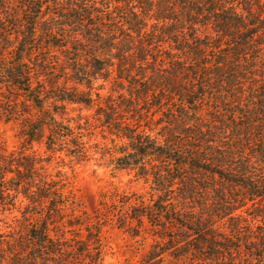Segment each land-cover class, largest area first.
I'll return each mask as SVG.
<instances>
[{
    "label": "trees",
    "instance_id": "16d2710c",
    "mask_svg": "<svg viewBox=\"0 0 264 264\" xmlns=\"http://www.w3.org/2000/svg\"><path fill=\"white\" fill-rule=\"evenodd\" d=\"M74 106L149 199L113 192L93 218L54 174L89 157ZM0 123L23 140L0 142V264H103L114 219L149 260L264 264V0H0Z\"/></svg>",
    "mask_w": 264,
    "mask_h": 264
},
{
    "label": "rangeland",
    "instance_id": "374dc122",
    "mask_svg": "<svg viewBox=\"0 0 264 264\" xmlns=\"http://www.w3.org/2000/svg\"><path fill=\"white\" fill-rule=\"evenodd\" d=\"M103 94L106 95L107 90ZM72 109L76 112H72L70 117L77 118L79 115L89 117L93 125V130L89 131V137L86 140L90 148L89 157L83 162H78L63 153L60 156L64 163L59 158L52 161L51 170L54 174L57 171L66 173L69 186L93 218L97 210L106 211L101 204L102 199L108 204L107 207L111 205V200L107 196L113 192L121 195L138 194L149 199L150 189L144 181L137 180L132 172L117 171L109 166L110 158L109 155L104 156L105 148L113 147L112 140L116 143L119 141L96 121L95 110L85 108L81 110L77 106ZM20 130V125L16 123H0V142L7 152L16 151L22 146ZM31 152H36L42 157L47 156L44 148L37 144L33 145ZM23 207L19 203L15 209L6 212L2 216L3 222L11 225L12 229L20 230L21 226L17 223V219H21L20 212ZM83 234L86 235L87 232L83 231ZM101 236L103 264H183L182 260H175L169 256H165L162 263L159 259L149 260L148 256L153 243L151 237L142 235L132 237L118 227L115 219L103 227ZM67 237H73L72 233L67 234Z\"/></svg>",
    "mask_w": 264,
    "mask_h": 264
}]
</instances>
